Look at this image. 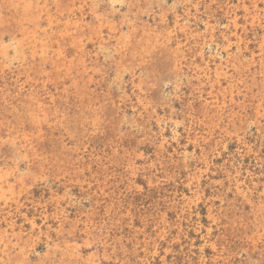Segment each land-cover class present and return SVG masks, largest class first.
I'll return each instance as SVG.
<instances>
[{"label": "rangeland", "instance_id": "obj_1", "mask_svg": "<svg viewBox=\"0 0 264 264\" xmlns=\"http://www.w3.org/2000/svg\"><path fill=\"white\" fill-rule=\"evenodd\" d=\"M0 264H264V0H0Z\"/></svg>", "mask_w": 264, "mask_h": 264}]
</instances>
